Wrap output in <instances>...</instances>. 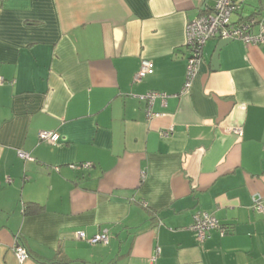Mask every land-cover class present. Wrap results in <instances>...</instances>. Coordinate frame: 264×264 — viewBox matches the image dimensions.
<instances>
[{
  "label": "crops",
  "instance_id": "1",
  "mask_svg": "<svg viewBox=\"0 0 264 264\" xmlns=\"http://www.w3.org/2000/svg\"><path fill=\"white\" fill-rule=\"evenodd\" d=\"M236 1L232 21L264 10ZM214 3L0 0V264H264V44L230 40L215 64L208 39L181 91L186 21ZM150 91L166 97L147 117ZM201 211L226 233L199 242Z\"/></svg>",
  "mask_w": 264,
  "mask_h": 264
},
{
  "label": "built area",
  "instance_id": "2",
  "mask_svg": "<svg viewBox=\"0 0 264 264\" xmlns=\"http://www.w3.org/2000/svg\"><path fill=\"white\" fill-rule=\"evenodd\" d=\"M239 8L240 3L236 0H215L211 11L186 21L184 44L187 48L188 55L186 58V71L183 87L181 89L182 92L189 89L193 78L198 72L202 48L208 39H238L252 45L264 44V10L258 11L256 15H250L245 18H239L237 21H232V15L235 14ZM253 26L257 27V32L255 34L251 32ZM152 68L153 63L151 60H142L134 76V81H139L144 78L152 71ZM158 96L161 97L163 103H165L166 95L163 93L150 91L144 96L147 100V117L157 115L152 110V105L153 100ZM233 132L240 133V130L234 129ZM163 134L165 133H162V135ZM37 135L40 141H45L50 144L56 143L59 138L58 133L47 130H40ZM17 155L22 159H31L30 155L23 151H18ZM89 166V162L69 165L71 168H88ZM252 206L264 214V209L259 201V197H253ZM189 229L193 231L199 242H202L212 230H217L221 235L226 233V227L223 226L215 216L205 211L196 212L194 214ZM74 237L77 240L85 241L88 245H93L98 242L106 243L108 241L106 231L98 232L91 237H86L83 231L78 230L74 232ZM13 251L18 263H23L28 259L29 253L27 249L17 240ZM157 252L158 249L156 250V254L149 260L148 264H153Z\"/></svg>",
  "mask_w": 264,
  "mask_h": 264
},
{
  "label": "water",
  "instance_id": "3",
  "mask_svg": "<svg viewBox=\"0 0 264 264\" xmlns=\"http://www.w3.org/2000/svg\"><path fill=\"white\" fill-rule=\"evenodd\" d=\"M231 39H224V40H221V43H219V45H218V47L215 49V52H214V54H213V57H212V61L216 64V55H217V53H218V49H219V47L221 46V45H223L224 43H226V42H228V41H230Z\"/></svg>",
  "mask_w": 264,
  "mask_h": 264
},
{
  "label": "trees",
  "instance_id": "4",
  "mask_svg": "<svg viewBox=\"0 0 264 264\" xmlns=\"http://www.w3.org/2000/svg\"><path fill=\"white\" fill-rule=\"evenodd\" d=\"M31 206H32V204L27 205V206L25 207V210H24V211H26V209L29 208V207H31Z\"/></svg>",
  "mask_w": 264,
  "mask_h": 264
}]
</instances>
